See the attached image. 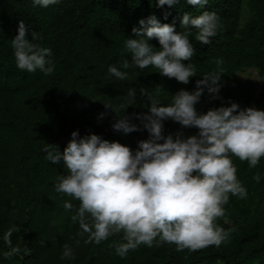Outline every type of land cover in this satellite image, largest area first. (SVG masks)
I'll list each match as a JSON object with an SVG mask.
<instances>
[{"label": "trees", "instance_id": "trees-1", "mask_svg": "<svg viewBox=\"0 0 264 264\" xmlns=\"http://www.w3.org/2000/svg\"><path fill=\"white\" fill-rule=\"evenodd\" d=\"M245 1L209 0L201 7L181 0L169 7L160 6L158 0H59L43 7L33 0H0V264H264V158L252 168L247 161L232 157L247 195L229 194L225 214L216 221L229 236L219 247L181 251L157 237L153 246L141 244L120 257L116 248L126 243L123 233L99 244L85 242L89 234L82 233L79 222L71 219L79 201L55 190L67 169L63 161L48 160L45 151L49 144L62 153L76 131L80 138L96 134L135 152L139 141L149 138L147 130L124 134L113 125L125 115L149 111L141 88L154 93L159 87L157 98L161 106H167L178 91L194 92L197 80L221 68L220 92L217 96L205 88L196 105L199 113L232 103L241 110H264L258 82L238 77L256 70L264 78V0ZM204 12L217 14L219 28L207 45L197 41V32L191 29L189 39L195 52L184 63L196 66V76L188 84L162 76L153 67H122L124 60L131 65L125 41L135 38L134 27H144L140 20L147 23L154 16L183 32L185 13L196 17ZM20 21L28 29L27 39L31 41L35 32L38 38L32 42L51 49L47 57L55 66L51 75L17 67L12 39L18 35ZM149 43L161 48L156 39ZM217 60L223 63L218 66ZM110 66L126 71L128 78L117 80L109 73ZM131 89L136 90L135 99L127 95ZM128 101L127 110L120 107ZM131 122L142 128L140 120ZM163 123L165 136L198 134L197 128H183L172 119ZM257 173L259 183L253 179ZM66 201L74 205L72 211L65 210ZM10 229L12 247L21 252L5 258L3 253L10 248L3 236ZM65 244L72 248L73 258L61 259Z\"/></svg>", "mask_w": 264, "mask_h": 264}, {"label": "clouds", "instance_id": "clouds-1", "mask_svg": "<svg viewBox=\"0 0 264 264\" xmlns=\"http://www.w3.org/2000/svg\"><path fill=\"white\" fill-rule=\"evenodd\" d=\"M58 2L33 0L43 7ZM180 2L158 0L160 6L169 7ZM186 2L203 7L209 0ZM139 23L144 27H134L135 38L125 41L131 65L124 60L122 67H153L162 76L188 84L196 76V66L184 63L191 61L195 52L189 39L191 29L196 30L197 41L210 44L217 34L219 17L215 12L196 17L185 13L181 21L183 32H177L174 25L161 24L154 16L147 23L143 19ZM27 31L24 21H20L18 35L12 39L17 67L28 72L39 69L51 75L55 70L47 59L51 49L32 42L38 38L35 32L31 41L27 39ZM153 39L159 41L161 48L149 43ZM216 63L219 66L223 62ZM108 71L117 80L128 78V73L116 66H110ZM222 73L221 68L197 80L194 92L181 89L167 106H161L157 98L159 87L154 93L141 88V96L149 102L146 105L149 111L131 117L125 115L113 125L115 131L124 134L147 130L149 138L139 141L135 152L129 146L96 134L80 138L76 131L62 153L58 146L47 144L46 158L54 164L63 161L67 169V175L59 178L55 190L79 201L71 219L79 222L82 233L89 234L86 243L99 244L123 233L126 243L118 245L116 252L125 257L129 250L141 244L153 246L157 237L160 242L175 244L181 251L219 247L227 241L229 233L218 227L216 221L225 214L229 194L241 198L247 195L232 157L247 161L252 168L264 158V110L254 107L241 110L238 104L232 103L230 107L199 113L196 105L205 88L218 96ZM127 95L135 99L136 90L131 89ZM129 106L131 101L120 105L126 110ZM133 118L140 120L142 128L131 122ZM167 119L183 128H197L198 134L187 138L183 133L175 138L165 136L163 121ZM253 179L259 183V173ZM63 206L66 211L74 209L71 202L66 201ZM12 232L10 229L3 236L10 248L3 253L5 258L21 252L19 247H12ZM73 255L72 248L65 244L61 259L73 258Z\"/></svg>", "mask_w": 264, "mask_h": 264}, {"label": "rangeland", "instance_id": "rangeland-1", "mask_svg": "<svg viewBox=\"0 0 264 264\" xmlns=\"http://www.w3.org/2000/svg\"><path fill=\"white\" fill-rule=\"evenodd\" d=\"M246 4L249 2V0L245 1ZM248 10L246 9L243 14V19L247 17ZM238 77L240 80L246 82L249 79L256 80L258 82V95L260 93H264V78L261 77L256 70H247L243 73L238 74Z\"/></svg>", "mask_w": 264, "mask_h": 264}]
</instances>
